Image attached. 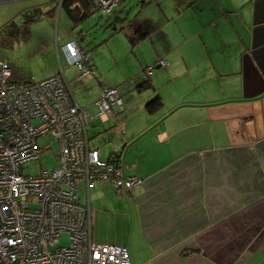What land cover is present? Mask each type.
Instances as JSON below:
<instances>
[{
	"label": "crops",
	"instance_id": "crops-1",
	"mask_svg": "<svg viewBox=\"0 0 264 264\" xmlns=\"http://www.w3.org/2000/svg\"><path fill=\"white\" fill-rule=\"evenodd\" d=\"M50 2L48 16L60 13L61 0ZM171 2L160 27L146 20L153 34L131 49L150 42L147 56L134 54L133 70H161L120 83L125 112L86 126L89 149L92 125L93 135L107 136L105 158L94 149L99 158L117 156L123 176L141 180L122 196L81 184L92 241L127 247L132 264H264V0ZM65 33L55 38V75L68 84L61 63L73 66L62 47L75 42L86 52ZM88 80L93 101L72 97L94 115L106 83ZM147 80L153 90L137 92ZM157 95L163 106L149 115L144 106Z\"/></svg>",
	"mask_w": 264,
	"mask_h": 264
},
{
	"label": "built area",
	"instance_id": "built-area-1",
	"mask_svg": "<svg viewBox=\"0 0 264 264\" xmlns=\"http://www.w3.org/2000/svg\"><path fill=\"white\" fill-rule=\"evenodd\" d=\"M119 1L91 0L106 14ZM62 49L80 79L96 78L89 55L75 42ZM158 64L166 66L163 60ZM11 78L8 63L0 61V264H132L126 247L92 241L89 207L77 196L78 184L86 192L97 184L110 186L120 196L141 184L87 145L89 122L125 112L117 88L101 84L97 112L90 115L75 103L62 74L38 82ZM44 136L57 143V167L25 175L46 150L38 145Z\"/></svg>",
	"mask_w": 264,
	"mask_h": 264
},
{
	"label": "rangeland",
	"instance_id": "rangeland-1",
	"mask_svg": "<svg viewBox=\"0 0 264 264\" xmlns=\"http://www.w3.org/2000/svg\"><path fill=\"white\" fill-rule=\"evenodd\" d=\"M143 4L146 6L143 7ZM37 5H41V9L44 8L46 12L53 3L50 0H0V61L8 63L13 82H38L55 75L59 71L54 53L55 38L58 33L61 36L65 31L68 39L73 33L75 40L93 60L96 78L108 85H112V82L119 83L117 90L120 92L125 89V86L120 83L126 80L132 82V78L137 75L142 74L146 77V72L161 70L144 67L143 72L142 69L134 71L135 63H137L136 53L142 51L141 53L147 56L150 42L144 43L143 48H136L132 52L125 36L134 31L135 25H140L146 20H152L156 27H160L163 23L161 11L169 12V6L174 9L171 0H120L108 14L95 10L96 6L92 4V15L74 29L63 11L55 12L53 16L43 15L38 22L30 26L29 40L9 36L7 29L1 30L10 22L20 25V13L26 8ZM117 15L123 22L113 26L115 30L113 27L107 28ZM43 45L44 49H42ZM61 64L70 91L77 103L80 106L91 103L95 98L94 81L80 79L75 67H68L66 63ZM130 82L128 87L133 86ZM94 124L99 126L98 121ZM91 127L92 125L90 129L88 128L89 147L92 150H98L101 157L105 158L107 147L103 144L107 136L93 135L94 130L92 129L94 128ZM38 145L45 146L46 150L41 151L38 159L24 170L25 175H36L42 170L52 171L57 167L55 160L58 153L57 143L50 136H44L39 139ZM77 196L80 201H85V191L81 184L77 186ZM60 241L62 245L68 242L66 237H62Z\"/></svg>",
	"mask_w": 264,
	"mask_h": 264
},
{
	"label": "trees",
	"instance_id": "trees-1",
	"mask_svg": "<svg viewBox=\"0 0 264 264\" xmlns=\"http://www.w3.org/2000/svg\"><path fill=\"white\" fill-rule=\"evenodd\" d=\"M173 1L177 5V7H182L183 4L186 2V0H173ZM92 9H93V5L91 0H61L60 3V10L63 11L65 15L68 17L69 21L74 26L73 28H76L79 25L83 24L85 21H87L89 17L92 15ZM53 11L54 9L44 12L39 7L31 8L21 13L20 25H15L13 22H10L1 30L7 29L8 30L7 33L9 34V36L15 38L20 37L23 40H27L29 37L30 26L38 22V20L43 15L47 16L51 13H54ZM120 22H123V20H121L117 15L114 17L112 23L107 26V28L116 26L117 23ZM153 32H154V28L152 24L147 21L144 22L132 34L126 35V39L130 48L134 49L139 44L149 39L153 34ZM135 90L139 93H142L147 90H153V86L150 80H147L141 83L140 85H138V87H136ZM162 106L163 103L161 101V98L157 95L145 104L144 109L147 114L153 115L157 113L159 110H161ZM109 160H113V162L119 163V158L117 156Z\"/></svg>",
	"mask_w": 264,
	"mask_h": 264
},
{
	"label": "water",
	"instance_id": "water-1",
	"mask_svg": "<svg viewBox=\"0 0 264 264\" xmlns=\"http://www.w3.org/2000/svg\"><path fill=\"white\" fill-rule=\"evenodd\" d=\"M113 30H115V27H113Z\"/></svg>",
	"mask_w": 264,
	"mask_h": 264
}]
</instances>
